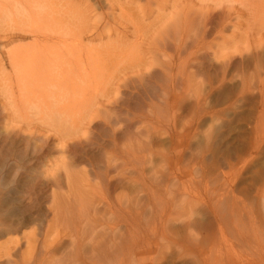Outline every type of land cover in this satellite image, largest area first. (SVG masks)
Instances as JSON below:
<instances>
[{
	"label": "rangeland",
	"instance_id": "1",
	"mask_svg": "<svg viewBox=\"0 0 264 264\" xmlns=\"http://www.w3.org/2000/svg\"><path fill=\"white\" fill-rule=\"evenodd\" d=\"M104 1L66 0L92 22L104 12V23L92 32L94 37L103 33L102 38L85 37L83 42L119 53L109 69L103 97L108 103L87 112L88 117L96 112L88 130L87 117L78 119L84 122L85 136L79 131L62 151L56 126H49L53 120L43 118L44 125L36 116L31 123L16 117L6 124L8 112L0 96V215L6 208L12 211L17 231L11 236L21 237L32 228L44 231L54 190L57 201L68 200L72 206L79 230L88 232L80 240V248L87 251L84 257L94 256L97 263L109 264L111 258L114 264L111 260L122 254L115 252L114 243L121 240L123 257H128L129 231H134L136 264H264V95L258 80L247 87L240 76L254 70L252 60L232 55L230 49L228 61H221L211 23L203 34L205 44L196 48V39L204 37L196 0ZM186 4L196 6L185 13L182 24L180 11ZM172 6L179 10L177 17ZM215 16L212 25L219 20ZM173 17L177 25H172ZM1 39L0 61L9 72L3 51L28 38L6 49ZM180 39L185 42L177 47ZM115 155V165H108ZM46 174L56 183H35ZM13 179L20 184L11 186ZM39 202L41 213L33 219ZM111 224L117 230L108 231Z\"/></svg>",
	"mask_w": 264,
	"mask_h": 264
},
{
	"label": "bare ground",
	"instance_id": "2",
	"mask_svg": "<svg viewBox=\"0 0 264 264\" xmlns=\"http://www.w3.org/2000/svg\"><path fill=\"white\" fill-rule=\"evenodd\" d=\"M193 1L194 0H189V2H193ZM195 3L197 4V9H196L197 14H199L198 16L199 21L197 18V22L200 23L199 24L200 26L202 25L201 26L202 36H204L203 34L206 35V32H208V26L211 23L212 27L210 28H212L213 34H215L214 37H216V35L217 37H219V40H217L215 44V48L217 47L215 51L216 56L220 58L221 61L225 60L227 59L226 57L228 56V53H230L229 50L231 49L232 55L237 54L242 59L245 58V60L247 59L252 60L254 70L251 71V73H249V76L248 74H244V73L240 75L241 84L250 87L251 83H253L254 81H256L257 83L258 80L257 83L259 84L258 87H260L259 89L261 90L262 95H264V71H261V73H259L261 67H264L261 66V63H264V60L261 59L264 58H262V56L260 57V53L264 52V0H196ZM196 4H192V5L186 4L187 5L186 7L184 6L182 7V11H180V13L182 14V17H180L181 18L180 23L183 24L182 19L185 21V18L187 17V16L184 17L185 13L189 12L190 9L193 10ZM72 6L71 7L70 5L68 6L66 0H0V38H2L1 43L3 44V46L5 47L10 45L11 43L13 44L15 40H19V39L23 40L28 38V41L26 42L17 43L15 45H11V47L8 48L5 47V49L6 48L7 49L3 51V55L6 60L5 62L10 68L9 72H5L3 63L0 61V93H1L0 96L4 98V102L3 99H1L2 100L1 104L4 103L3 108L7 109L5 111L8 112V113L6 112L8 117L7 119L8 122H6V124L11 123V121L16 119V117H19L22 120L23 119L28 120L29 123L32 122L31 120L33 121L35 120L34 118L35 116L39 120H43V118H49L51 121L52 120L54 121L53 125L52 123L49 122V126H51V129L52 126L53 128L54 126H56L54 128L55 129L54 132L57 131L56 133L58 135L57 141L58 144H60L59 146L61 147L62 151L66 145L65 143L67 142L66 141L67 139L69 140L73 136H74L73 138H75V135H78V133L81 132L83 136H85L84 134L86 132L81 130L84 128L83 124L84 122H86V125L87 123L89 124L90 123L89 120L93 119L94 117L93 114L96 112L90 114L91 117L93 116L92 118L87 116L88 113H90V111H94V110L96 111L99 105L103 107V105L106 104L105 101L107 99H103V97L106 96L107 94V87L110 79L109 78L110 76L108 77V75L110 74L109 72L110 65L112 61H114V59L117 57L114 55L119 56L118 52L114 53L113 52L114 50L113 51L110 50L111 48L108 46L105 45L90 46L91 44L89 45L83 42L85 37L91 38L93 36L92 32L94 31V29H98L99 26H101V24L104 23V12L103 13L100 12L99 14H97L98 20L92 22L90 21V17H88L86 14L81 15L82 12L76 11L75 10L76 8L73 6L75 8L74 9ZM172 9H173L172 16L177 17L179 13L178 8L176 7L173 8L172 6ZM122 10L123 8L121 9V11ZM214 16L215 17L219 16V20L214 25H212ZM176 17L175 18L173 17L174 22H172V25L174 24L177 25V23H175L178 20ZM243 18H245L244 21ZM191 21L192 18L189 20V22ZM199 25L198 27H200ZM226 29L230 30L229 35L225 34ZM198 34L199 32H197V35ZM102 36L103 33H99L95 35V37L94 36L93 37L97 39H101ZM193 37L195 36L193 35ZM205 37L207 36L196 39V45H197L196 48L198 47L200 48V46L203 47L202 44L203 43L205 44V40H204L206 39ZM181 40L183 39H180V42H178L177 47H180L183 44V42H185V40L182 42ZM107 43L109 42L107 41ZM225 48L228 49V51H225ZM232 55H229V57ZM262 55H264V53H262ZM256 58H261L260 59L261 62H259V64H257L258 62ZM114 66L115 65H113L112 67ZM83 116L84 118L87 117V121H85L86 119L84 120ZM80 118L83 119L84 122L79 121ZM78 121L80 123H78ZM44 125H46L45 122ZM87 127L89 126L88 125L85 126L84 130L85 129L88 130ZM56 128L60 130V132ZM82 134L80 135L82 136ZM54 136L56 137L55 134ZM112 140H114V138ZM78 141H80L79 138ZM72 142L73 141H71V143ZM65 149L67 148L65 147L64 150ZM117 155L113 156L112 159L108 158L110 159L107 160L108 165L111 166L113 162L118 160L119 157ZM53 171L54 168L52 167L51 173ZM47 174L44 177L45 180H41L42 178H39L40 180L39 179L36 180L35 183H44L45 181L48 180L49 182H53V184L56 183V179L51 177V175L54 173H52L50 177L49 175L47 177ZM66 182H67L66 184H69L68 176H66ZM10 183H12L11 186H17L20 184L17 179L11 180ZM6 187L3 188L4 191L6 190L8 192H11V189H8ZM16 190L13 189V191ZM58 197L60 199V196ZM57 200H58L57 194L54 190H52L50 203L47 206L45 205L47 207L45 208L49 211L51 216L50 219L47 221L45 229L42 233H40V229L32 228V230H30L28 233H22L21 237L18 238L13 237L10 234L17 231L16 228L17 223L14 224V221L11 219L12 211L9 210L10 208H6L5 213L3 215H0V239L3 237L1 239L2 241H0V264H89V263L104 264L105 263L103 262L104 258H102L103 263L100 262L97 263L99 260L98 261H95V259L92 260V257L94 256L89 257V259H91L92 261H89L87 257H84L87 251L80 248L81 246L80 240L85 239L86 230L85 228L84 230L83 229L79 230L81 226L80 223H79L80 226L79 225L77 226L75 224L77 222H74L75 219L72 216L73 210H71L70 208L72 206L69 204V202H67L68 200L64 201V204L60 202L61 200L60 201ZM2 204L3 202H1V208H2ZM40 210H41V204L39 202V206H35L34 209L36 215L32 213L33 219L39 218V212L41 213ZM134 217L135 216H133V218ZM89 218H91L90 214H89ZM84 221L85 219L82 221V224ZM91 224L92 223H89V225L87 226H90ZM100 228H102V226ZM105 228L103 230H106ZM107 228H109L108 231L110 230L114 231L115 229L117 230V224L116 225L111 224L110 227ZM95 230H98V228H96ZM129 232H130L129 234L130 238L128 239L130 240L129 243L131 244V245L129 244L130 245L129 256L126 258L123 257L124 256L123 250L125 247L123 245L124 243H122V240L121 241L119 240L120 242L114 241L115 250H116L115 252H119L122 254L120 256L118 255L115 256L112 259L113 261L111 260V263L113 262L114 264H136L137 258L135 256L136 255L135 253L138 250L135 251L136 246L134 243L136 240H133L136 239V237L134 236V231H129ZM86 233L88 232L86 231ZM92 235L93 234H91L90 236L92 237ZM39 236L41 237L39 238ZM113 237L115 236L113 235ZM87 239L90 238L87 237ZM96 241L98 242L97 245L102 243L97 239ZM64 245L66 249L67 247L69 248L68 252L65 253V256H63L62 254V257H59V255L58 257H56V254H58L60 251L61 252L67 251L65 248L62 249ZM125 245L126 247L129 246L127 244ZM99 246L97 247L99 248ZM91 251L94 252V249ZM95 251H97L96 247H95ZM93 252L92 253L90 252L91 255L93 254ZM94 254L96 253L94 252ZM107 254H110V252L106 253V255ZM101 255L102 254H100V256ZM111 256H113V254ZM96 257L97 259L98 258L100 259V257L98 256ZM109 258L110 257H108V259ZM110 259H109V264H110Z\"/></svg>",
	"mask_w": 264,
	"mask_h": 264
}]
</instances>
